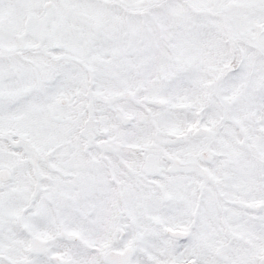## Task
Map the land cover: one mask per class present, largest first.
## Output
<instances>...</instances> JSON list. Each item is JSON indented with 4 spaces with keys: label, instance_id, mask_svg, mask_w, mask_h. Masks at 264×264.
I'll list each match as a JSON object with an SVG mask.
<instances>
[{
    "label": "snow or ice",
    "instance_id": "1",
    "mask_svg": "<svg viewBox=\"0 0 264 264\" xmlns=\"http://www.w3.org/2000/svg\"><path fill=\"white\" fill-rule=\"evenodd\" d=\"M0 264H264V0H0Z\"/></svg>",
    "mask_w": 264,
    "mask_h": 264
}]
</instances>
